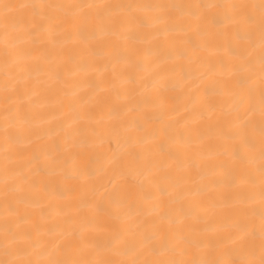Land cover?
I'll use <instances>...</instances> for the list:
<instances>
[{
	"label": "bare ground",
	"instance_id": "6f19581e",
	"mask_svg": "<svg viewBox=\"0 0 264 264\" xmlns=\"http://www.w3.org/2000/svg\"><path fill=\"white\" fill-rule=\"evenodd\" d=\"M0 264H264V0H0Z\"/></svg>",
	"mask_w": 264,
	"mask_h": 264
}]
</instances>
